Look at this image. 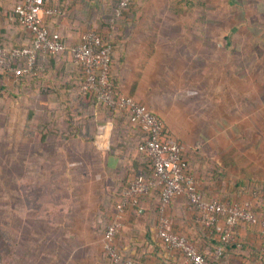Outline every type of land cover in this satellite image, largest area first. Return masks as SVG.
Wrapping results in <instances>:
<instances>
[{"label":"rangeland","instance_id":"rangeland-1","mask_svg":"<svg viewBox=\"0 0 264 264\" xmlns=\"http://www.w3.org/2000/svg\"><path fill=\"white\" fill-rule=\"evenodd\" d=\"M97 2L101 4L97 12L110 6L109 0ZM140 2V6L131 2L128 14L141 18L138 32L142 42L147 38L152 51L159 52L155 65L160 77L155 84L161 92L160 102L189 101L196 106V116L213 118L206 124L212 126L218 142L224 141L239 152L246 143L264 151V0ZM6 26L11 27L0 21V30L5 31ZM19 100L7 105L0 100V264H76L90 260L95 250L79 247V240L66 243L57 233L59 224L50 227L45 219H37L35 212L26 209L19 182L23 174L34 176L48 161L65 165L60 174L66 178L75 173L83 175L93 154L80 139L59 147L62 137L52 136L48 117L61 116L62 106L34 108V118L26 123L33 100L30 96ZM224 128L225 136L220 132ZM66 144L71 151H65ZM100 180L97 174L77 190L88 196L95 192L75 214L80 220L78 228L93 221L100 223L93 208ZM250 189L239 186L238 193L248 197ZM70 190L73 193L71 186ZM64 218L75 223L67 215Z\"/></svg>","mask_w":264,"mask_h":264},{"label":"crops","instance_id":"crops-1","mask_svg":"<svg viewBox=\"0 0 264 264\" xmlns=\"http://www.w3.org/2000/svg\"><path fill=\"white\" fill-rule=\"evenodd\" d=\"M76 1L79 2L69 7L70 12H75V17L71 14L69 17L62 14L50 22L53 23L54 30L66 35L69 43L75 42L78 34L86 29L85 20L90 17L89 11L82 5L86 0ZM57 2L59 3V0ZM49 4L57 6L55 0H50ZM128 5L125 10L128 9ZM83 13L86 15L81 18ZM130 15L117 17L121 19L112 25L113 20L100 18V15L96 14V18L102 22L100 31L109 36L113 44L110 77L115 90L132 96L146 105L163 120L165 128L182 142L189 167L204 195L216 196L224 201L247 198L238 193V187L250 188L264 183V151L257 150L258 145L246 143L245 147H240L239 150L242 151L239 152L235 151L236 148L225 145L224 141L218 142L212 126L206 124L213 118L196 116V106L189 101L160 102L161 92L155 84L160 77L157 73L159 68L155 65V58L159 56V52L152 51L147 38L142 42L138 32L141 18L137 19ZM73 68L68 65L64 69L63 80L71 78L75 73ZM48 72L51 73V70ZM51 85L50 82L43 81L40 88L45 92ZM78 90L79 85L77 87L76 82L68 80L54 91L49 90L42 100L37 99L34 102L32 99L38 106L37 110L45 106L53 108L52 105L55 104L58 108L62 106L59 113L61 116L48 117V120L52 121V136L62 137L58 142L59 147L61 144L80 139L85 149L93 154L91 160L84 166L83 175L75 173L67 176L72 182L73 193L70 189L67 191L70 207L65 211L64 217L67 215V218L75 219V223L72 219L66 221L63 217L58 221V227H56L58 224L50 227H56L57 233L59 231L62 234L60 239L66 243L72 245L79 240L82 244L79 247L89 251L95 250L90 260L83 259L77 261L78 264H109L102 250L101 232L109 221L114 204L127 180L136 173H145L149 176L151 165L138 155L135 144L142 140L143 133L133 117L125 112L119 111L118 116H106L101 109L95 110L90 106L81 110V116H74L75 119L83 121L79 124V131L73 128L68 119L72 121L74 119L72 116H63L62 110L66 104L77 108L81 98ZM35 92L38 93V89ZM31 95L34 96V93L31 92ZM226 129L220 131L221 135L225 136ZM135 130L137 133H134ZM65 147L67 151L68 144ZM63 167L65 169V165ZM96 173L100 175L101 183L96 191L98 199H94L93 208L100 223L93 221L92 226L83 224L85 227L78 228L80 220H77L75 214L80 212L82 205L89 200L88 197L94 198L95 192L88 196L77 190L81 189L83 182L97 176ZM88 184L92 185L91 182ZM91 188L95 191L94 186ZM158 201L159 190L151 189L142 196L136 210L130 209L125 213L121 229L116 235V246L123 254L131 257L135 264H192L180 252L167 247L158 236L156 213ZM165 213L170 220V229L184 235L198 250L210 254L215 246L221 245L222 250L217 257L220 264H264V227L260 224L238 225L234 231V238L222 245L214 233L195 222L193 210L183 194L171 199Z\"/></svg>","mask_w":264,"mask_h":264},{"label":"built area","instance_id":"built-area-1","mask_svg":"<svg viewBox=\"0 0 264 264\" xmlns=\"http://www.w3.org/2000/svg\"><path fill=\"white\" fill-rule=\"evenodd\" d=\"M128 2H117L115 16L121 14ZM57 14H61L59 9L47 0H18L12 6L11 16L31 33L32 46L0 48V65L18 79L35 74L38 55L66 52L72 63L81 70L80 92L93 91L96 100L104 106L127 112L142 131L143 139L137 151L150 158L152 171L149 176L133 175L127 180L101 232L102 250L110 264H135L131 257L116 246V235L121 229L125 213L138 206L140 197L154 188L159 190L157 233L162 242L180 252L192 264H220L217 257L222 246L216 247L213 259L206 258L189 239L170 229L166 206L174 196L183 194L193 210L195 222L209 232L218 234L219 240L226 243L234 238V231L239 224H260L264 227V216H258L253 208L256 192L252 191L247 198L230 202L205 198L184 158L182 142L165 128L163 120L146 105L115 90L110 77L111 43L95 30L86 29L79 34L76 42L62 40L57 30L45 25L47 19Z\"/></svg>","mask_w":264,"mask_h":264},{"label":"trees","instance_id":"trees-1","mask_svg":"<svg viewBox=\"0 0 264 264\" xmlns=\"http://www.w3.org/2000/svg\"><path fill=\"white\" fill-rule=\"evenodd\" d=\"M17 1L18 0H0V21L11 25L10 28L9 26H6L5 31L0 30V48L13 49V48H22V47L32 46L31 33L25 27H23L14 17L11 16L12 6ZM47 1L48 3L50 2V0H47ZM57 1L58 0H55L57 4L56 7L59 9L61 14H57L55 17L62 15V14H64V16H67V17H69L70 14L71 16H74L75 12L73 11L70 12L69 7L72 4H75L76 2H79V1L59 0V3ZM95 1L86 0L82 2V5H84V8L88 10L90 14L89 19L85 20L86 30H95L101 36H103L106 40H108L113 46L111 38L109 36H106V34H103L100 31V27H102V22L100 19L96 18V14H99V13L102 14V16L100 17L101 18L104 17L105 19L112 18L113 22L111 24L114 25L115 24L114 22H117V20L121 19L117 17H120L121 15L129 16L128 12L131 9L130 8L131 2L138 3V5L140 6L141 0H129L128 9L127 10L124 9V11H122L119 16H115L114 14V7L119 0H115L114 2H112V0H109L110 6L106 7L105 11H103L101 8V11L103 12L101 11L97 12L96 9L101 7V4H99L97 0ZM85 15L86 14H84L81 18H84ZM52 19L53 18H49L45 22V25L51 29H53L52 28L53 23L52 24L50 23ZM57 31H58L60 38L68 42L66 40V35L60 32L59 30ZM78 38H79V34H78ZM78 38L75 40V42L78 41ZM36 65L38 66L37 67L38 69L35 72V74L29 75V76H20L18 79L14 78L5 66L0 65V100H4L5 105H7L12 100L15 101L16 103H20L19 97L22 98V96H30L31 99H34L35 100L34 102H36L37 99L42 100L43 98H45L44 97L45 94L49 93L50 91H54V89L59 87L60 85L63 86L64 84H66L68 80H72L73 82H76L77 87L82 81V73H81L80 68L77 65L72 63L70 56L66 54V52L64 54H58V55H55V54L38 55ZM68 65L71 67H74L73 69L75 70V73L71 75V78L65 81L63 80L64 69ZM44 66L46 67L45 69H44ZM49 70H51V73L48 72ZM12 81H18V82L12 83V85H10L11 84L10 82ZM43 81H47L52 84L51 87L46 88L45 92H43L44 90L40 88L41 83ZM36 89H38V93L35 92ZM31 92L34 93V96L31 95ZM80 93L81 92H79V94ZM80 95H81V98L79 99L77 103V108H74L70 106L69 104H66L62 110L63 116H72L74 120L72 121L68 117L69 118L68 121L69 123L72 124L73 128L76 129L77 131H79L80 129L79 124H82L83 121L82 119L81 120L75 119L74 116H81L80 115L81 110L88 109L90 106H92L93 109L95 110L101 109L104 113H106V116H118L117 113L119 111L111 110L107 106H104L102 103L98 102L95 98V94L93 91H86L84 93H81ZM37 107H38L37 104L33 103L31 107L27 109L26 123H30L33 117V114H34V108H37ZM120 112H124V111H120ZM125 113L127 114V112ZM134 133H137V131L135 130ZM141 141L142 140H139V142L135 144L136 148L141 143ZM138 153H139L138 155L141 156V158L144 159L145 162H147V164L151 165L150 158L147 155L141 152H138ZM184 158L186 159L185 154H184ZM186 161L189 166L187 159ZM62 167H63L62 165H59V162L54 163V162L48 161L47 164L43 163L40 165L38 171L36 172V174H34V176L29 175V177H27L25 176V174H23L19 182V189L24 199L23 201H24L26 209L28 211L35 212V215L37 218L45 219L47 224L51 226L57 225L58 221L64 217L65 211L70 207L69 205L70 199H68L67 191H69L71 185H70V180L60 174ZM134 175L146 177L145 173H136ZM252 188L253 189H250L249 191V195L252 191L256 192V197L254 198L253 208L258 216L263 217L264 216V183H261L257 186H253ZM201 193L207 199H217L219 201L224 202V200L216 196L204 195L202 191ZM141 198L142 196L140 197V199ZM227 201L230 202L233 200L228 199ZM137 208L138 206H135L132 209L136 210ZM193 216H194V213H193ZM244 224L246 223H243V225ZM239 225H242V224H239ZM215 235H216V238L219 244L223 245L224 243H222L219 240V235L218 234H215ZM216 247L217 246H215V248ZM215 248L210 252V254L206 253L205 251H201V250H198V251L201 254H203L206 258L213 259Z\"/></svg>","mask_w":264,"mask_h":264},{"label":"bare ground","instance_id":"bare-ground-1","mask_svg":"<svg viewBox=\"0 0 264 264\" xmlns=\"http://www.w3.org/2000/svg\"><path fill=\"white\" fill-rule=\"evenodd\" d=\"M102 166V165H101Z\"/></svg>","mask_w":264,"mask_h":264}]
</instances>
